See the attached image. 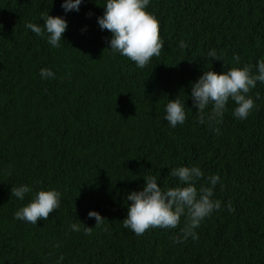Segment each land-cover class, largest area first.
Here are the masks:
<instances>
[{"label":"trees","instance_id":"1","mask_svg":"<svg viewBox=\"0 0 264 264\" xmlns=\"http://www.w3.org/2000/svg\"><path fill=\"white\" fill-rule=\"evenodd\" d=\"M62 3L0 0V264H264V83L248 94L255 106L246 119L230 100L222 119L201 124L191 100V83L207 69L248 64L255 74L264 0H149L164 47L144 68L106 49L111 33L97 20L106 0H82L78 12ZM46 13L67 21L59 48L26 27H43ZM42 68L55 78H41ZM177 96L187 119L172 128L165 106ZM181 166L203 171L197 189L220 177L221 208L194 229L198 239L176 242L184 216L175 229L141 236L125 228L126 196L143 189V177L166 190L179 184L169 173ZM21 185L32 188L23 200L10 194ZM40 190L60 192L59 209L37 224L14 219Z\"/></svg>","mask_w":264,"mask_h":264},{"label":"clouds","instance_id":"2","mask_svg":"<svg viewBox=\"0 0 264 264\" xmlns=\"http://www.w3.org/2000/svg\"><path fill=\"white\" fill-rule=\"evenodd\" d=\"M82 0H63L61 7L68 12L79 11ZM149 0H106L104 14L98 17L101 30L111 33V39L107 40L110 49L134 62L137 67H146L152 57H159L164 43L160 38V25L158 19L145 9ZM90 16L91 13H88ZM43 27L28 23L27 28L38 36L47 34V42L59 48L60 41L67 29V21L60 16L42 14ZM188 45L181 41L179 48L186 49ZM207 56L211 60H221L215 49L209 50ZM236 64L240 63V57L234 56ZM41 78L54 79L55 73L48 68H42ZM257 81L264 83V59L258 61L256 72L245 64L243 67H231L227 71L217 73L211 69L204 71L197 81L191 83V100L193 107L197 109L199 123L214 122L223 118L228 102L234 101L237 105L233 115L239 119H246L253 109L254 101L248 95L256 87ZM211 105V111L205 116V110ZM165 120L172 128L182 125L187 119L185 102H181L179 96L169 100L165 106ZM127 122L128 128L132 124ZM146 145L139 146L141 155L145 153ZM143 148V150H142ZM9 175L11 173H8ZM177 178L179 184L176 187L162 189L155 176H144L145 186L141 191H132L126 198L130 201L127 216L123 220V226L141 236L147 230L154 228L175 229L181 222V217H186L184 226L180 229L182 238L176 242L183 243L189 237L198 239L194 229L198 228L201 221L208 217L214 210L221 208V201L214 200V189L220 183L218 175L207 178L208 185L196 187L197 181L204 177L203 171L198 166H181L173 168L170 173ZM222 187V186H221ZM32 192L28 185L11 187L10 194L20 200ZM60 192L56 190H40L36 192L29 203L21 207L14 214V219L37 224L39 220H48L50 213L60 207ZM231 210V204H228ZM89 218H95V227L104 225L105 218L96 211H89ZM71 229L80 231L78 224H72ZM104 231H108L104 225ZM92 227L85 228V234L91 235ZM59 247V245H57ZM64 259L63 256L60 257Z\"/></svg>","mask_w":264,"mask_h":264},{"label":"rangeland","instance_id":"3","mask_svg":"<svg viewBox=\"0 0 264 264\" xmlns=\"http://www.w3.org/2000/svg\"><path fill=\"white\" fill-rule=\"evenodd\" d=\"M123 122H126V121L123 120ZM126 123H127V122H126ZM126 126H127V124H126ZM127 127H128V126H127Z\"/></svg>","mask_w":264,"mask_h":264}]
</instances>
